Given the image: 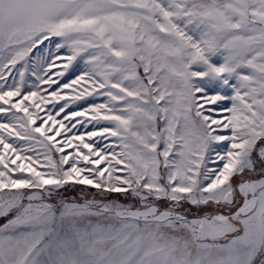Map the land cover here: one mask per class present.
Instances as JSON below:
<instances>
[{
    "label": "snow or ice",
    "instance_id": "1",
    "mask_svg": "<svg viewBox=\"0 0 264 264\" xmlns=\"http://www.w3.org/2000/svg\"><path fill=\"white\" fill-rule=\"evenodd\" d=\"M0 220V264H264V0H0Z\"/></svg>",
    "mask_w": 264,
    "mask_h": 264
},
{
    "label": "rangeland",
    "instance_id": "2",
    "mask_svg": "<svg viewBox=\"0 0 264 264\" xmlns=\"http://www.w3.org/2000/svg\"><path fill=\"white\" fill-rule=\"evenodd\" d=\"M210 62L216 65H219L220 63L223 62L222 56L217 53L216 55H212L209 57ZM192 69L194 71H204V67L200 65H193ZM234 81H230V84L233 83ZM194 83L198 84L201 87L206 88L207 91L211 93L219 92L221 95L224 96H231L232 94V88L229 85H223L222 81L217 79V80H211L210 78H197ZM230 103V101H229ZM3 223V221L1 222Z\"/></svg>",
    "mask_w": 264,
    "mask_h": 264
},
{
    "label": "trees",
    "instance_id": "3",
    "mask_svg": "<svg viewBox=\"0 0 264 264\" xmlns=\"http://www.w3.org/2000/svg\"><path fill=\"white\" fill-rule=\"evenodd\" d=\"M3 220H0V223L2 222Z\"/></svg>",
    "mask_w": 264,
    "mask_h": 264
}]
</instances>
